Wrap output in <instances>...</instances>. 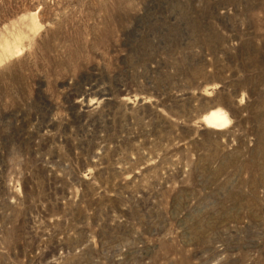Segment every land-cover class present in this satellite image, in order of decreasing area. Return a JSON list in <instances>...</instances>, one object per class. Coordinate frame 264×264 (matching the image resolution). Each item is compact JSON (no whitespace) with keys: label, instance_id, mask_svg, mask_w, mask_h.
I'll return each mask as SVG.
<instances>
[{"label":"rangeland","instance_id":"rangeland-1","mask_svg":"<svg viewBox=\"0 0 264 264\" xmlns=\"http://www.w3.org/2000/svg\"><path fill=\"white\" fill-rule=\"evenodd\" d=\"M0 264H264V0H0Z\"/></svg>","mask_w":264,"mask_h":264},{"label":"bare ground","instance_id":"bare-ground-1","mask_svg":"<svg viewBox=\"0 0 264 264\" xmlns=\"http://www.w3.org/2000/svg\"><path fill=\"white\" fill-rule=\"evenodd\" d=\"M205 121L208 126L214 128H224L229 124V118L226 112L220 110H212L205 116Z\"/></svg>","mask_w":264,"mask_h":264}]
</instances>
